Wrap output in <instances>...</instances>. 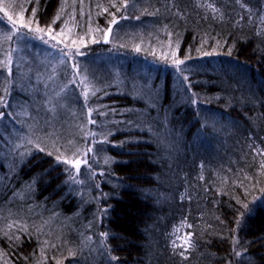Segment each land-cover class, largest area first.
Returning a JSON list of instances; mask_svg holds the SVG:
<instances>
[{
    "label": "trees",
    "instance_id": "16d2710c",
    "mask_svg": "<svg viewBox=\"0 0 264 264\" xmlns=\"http://www.w3.org/2000/svg\"><path fill=\"white\" fill-rule=\"evenodd\" d=\"M262 163L264 0H0V264H264Z\"/></svg>",
    "mask_w": 264,
    "mask_h": 264
},
{
    "label": "rangeland",
    "instance_id": "374dc122",
    "mask_svg": "<svg viewBox=\"0 0 264 264\" xmlns=\"http://www.w3.org/2000/svg\"><path fill=\"white\" fill-rule=\"evenodd\" d=\"M16 28V27H15ZM121 32H125V29L123 28H120L119 29V34H121ZM120 37V36H119ZM20 38H22V35H20ZM52 51V50H51ZM81 56V55H80ZM84 58H79L77 57V59H75V62L73 64H69V62H66L63 66L64 67V71H65V74H64V78L67 80V82L69 81L70 83H74L76 84V86H73V90H70V93L72 92L73 95H77L78 94V90L77 88H79V82L77 84V80L80 77V72H79V69H78V66L80 65L81 61H83ZM98 60V61H97ZM95 61H91L88 65V68H89V72L93 75H96V74H100V75H106V73L110 70V64H109V61L107 62L108 59H105V63L103 62V59L99 58ZM23 62V61H22ZM21 62V64H22ZM24 64V62H23ZM40 82L44 85H47L49 86L50 88L48 89H44V90H50L52 88L51 86V79L46 77V76H42V78L39 79ZM56 84V82L54 81L52 84ZM54 84V85H55ZM76 88V89H75ZM75 89V90H74ZM44 102L45 103H52L54 105V107L56 108H59V106H62L60 104V102L58 100L55 99V101H52L48 98H44ZM57 110H60L57 109ZM62 112V110L59 111L58 115ZM60 121H62L63 119H59ZM56 124H58V120L55 121ZM48 227L52 230L54 229V227L50 224H48ZM175 242L176 244L180 247V248H188L190 246V243H191V240H190V237H189V234L187 232V229L185 228V226L183 224H180L178 225L177 227V230H176V237H175Z\"/></svg>",
    "mask_w": 264,
    "mask_h": 264
},
{
    "label": "snow or ice",
    "instance_id": "6c2138e0",
    "mask_svg": "<svg viewBox=\"0 0 264 264\" xmlns=\"http://www.w3.org/2000/svg\"><path fill=\"white\" fill-rule=\"evenodd\" d=\"M8 19L9 20H12V17H8ZM12 22L15 23V21H12ZM25 26H27V25H25ZM6 38H8V37H6ZM178 63H179V61H178ZM75 163H76V166L78 167L80 162L79 161H76ZM261 167L264 168V163L261 164ZM237 255H239V253H237Z\"/></svg>",
    "mask_w": 264,
    "mask_h": 264
}]
</instances>
